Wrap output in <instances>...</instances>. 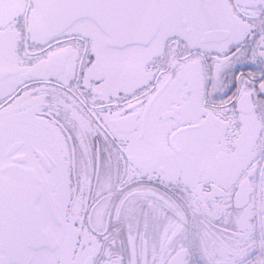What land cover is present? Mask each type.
<instances>
[{
	"label": "flooded vegetation",
	"instance_id": "af4514ba",
	"mask_svg": "<svg viewBox=\"0 0 264 264\" xmlns=\"http://www.w3.org/2000/svg\"><path fill=\"white\" fill-rule=\"evenodd\" d=\"M46 1L28 65L0 67V191L39 226L3 195L0 259L264 264V0H158L155 34L121 46L90 18L40 33Z\"/></svg>",
	"mask_w": 264,
	"mask_h": 264
},
{
	"label": "water",
	"instance_id": "95a60500",
	"mask_svg": "<svg viewBox=\"0 0 264 264\" xmlns=\"http://www.w3.org/2000/svg\"><path fill=\"white\" fill-rule=\"evenodd\" d=\"M79 18L94 20L117 46L145 43L155 34L159 25L158 0H47L41 10L39 31L44 35H52ZM3 190L0 191L1 204L3 195L15 194L11 206L12 200L3 203L11 212L10 216L16 213L20 218L19 222L29 228L30 232L39 231L37 213L31 201L21 200L26 203L23 202L20 212H17L18 206L14 205L20 202L18 196L24 192H14V187L8 185ZM2 209L0 207V218L3 216ZM25 244L26 241H23V248ZM23 248L4 245L1 249L8 256L0 259V264H9L15 258L21 259L20 250L24 251Z\"/></svg>",
	"mask_w": 264,
	"mask_h": 264
},
{
	"label": "rangeland",
	"instance_id": "374dc122",
	"mask_svg": "<svg viewBox=\"0 0 264 264\" xmlns=\"http://www.w3.org/2000/svg\"><path fill=\"white\" fill-rule=\"evenodd\" d=\"M20 3H16V0H0V67H6L8 70L12 71L19 66L28 65L26 62L27 53L25 51V43L27 40V49H33L31 41L33 40L30 36L25 37L24 35V19L29 16V10H27V0H18ZM10 21L6 23V21ZM7 21V22H8ZM7 24L8 26L2 27V24ZM7 29V27H9ZM7 79L1 82L0 97L7 94ZM261 106L256 109L255 119H262ZM195 120L199 117H194ZM163 128H167V124L163 125ZM213 153V148H212ZM215 153L210 154V164L212 173L215 172V167L217 165L216 156L213 157ZM216 155V154H215ZM221 160L226 163L232 159L231 155L219 156ZM257 175L255 176V178ZM255 192L260 187H264V180L255 179ZM262 200V199H261Z\"/></svg>",
	"mask_w": 264,
	"mask_h": 264
}]
</instances>
